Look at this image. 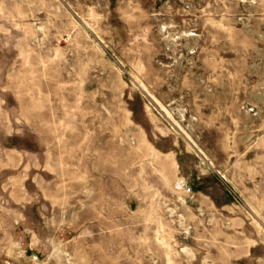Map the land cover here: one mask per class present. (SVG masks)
Listing matches in <instances>:
<instances>
[{"label": "rangeland", "instance_id": "obj_1", "mask_svg": "<svg viewBox=\"0 0 264 264\" xmlns=\"http://www.w3.org/2000/svg\"><path fill=\"white\" fill-rule=\"evenodd\" d=\"M0 264H264V0H0Z\"/></svg>", "mask_w": 264, "mask_h": 264}, {"label": "built area", "instance_id": "obj_2", "mask_svg": "<svg viewBox=\"0 0 264 264\" xmlns=\"http://www.w3.org/2000/svg\"><path fill=\"white\" fill-rule=\"evenodd\" d=\"M177 184H178V186H181V182H178Z\"/></svg>", "mask_w": 264, "mask_h": 264}]
</instances>
